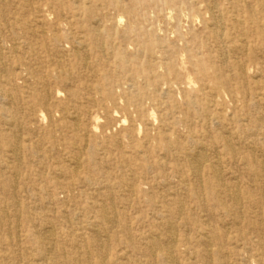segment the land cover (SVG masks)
Masks as SVG:
<instances>
[{
	"label": "rangeland",
	"instance_id": "obj_1",
	"mask_svg": "<svg viewBox=\"0 0 264 264\" xmlns=\"http://www.w3.org/2000/svg\"><path fill=\"white\" fill-rule=\"evenodd\" d=\"M32 1L47 14H44L46 20L41 24L45 34L29 36V48L21 47L19 52L23 53L25 62L34 69L42 68L36 66L44 62L42 70L48 96L42 102L36 101L38 87L42 85L28 70L22 79L17 80L18 85L26 80L25 85L20 87V97L11 103L0 98L2 120H11L21 126L19 136L23 141V148L20 151V167L17 169L20 180L15 199L22 209L30 211V214L21 212L16 215L12 212L13 207L8 206L12 223L1 226V260L5 264H25L24 254L33 255L39 251L42 252V257L37 255L36 258L40 257V260L36 262L33 259L31 262L51 264L52 253L48 249L39 250L37 243L41 235V219H48L45 230H52L53 225L55 229L73 230L77 239H81L80 235H88L93 229L92 225H98L97 229L107 230L99 240L108 246L111 256H129L142 262L147 261V255L140 250L144 243L138 235L151 229H161L162 217L158 215L159 212L164 217H171L166 203L158 197L159 193H164L163 188L167 182L171 191L180 196L185 204L184 217L187 221L183 223L178 217L175 218L182 232L192 227L194 229L199 222L210 223L221 231L224 246L229 253V264H260L258 259H264V205H253L243 219L235 220L217 199L205 195L201 198L196 196L191 192L190 182L181 181L188 175L187 166L178 155L175 158L168 156L164 149L165 143L158 136L157 127L161 114L171 111V103L174 102L176 108L171 113L179 120L178 134L185 144L183 131L188 128L180 119L186 113L192 117L195 113V108L189 107L187 98H197L204 87L214 86L211 61L220 65L224 59L223 52L217 49L218 44L209 38L205 26L209 15L200 8V5L205 4L203 0ZM218 1L220 5L223 4L222 0ZM62 5H66V8L60 9ZM224 5L229 7L228 2ZM29 12L26 7L22 17H32ZM92 21L103 32L110 54L107 58L102 57L101 62L96 60L98 53L95 51L90 58L93 66L85 67L81 61L71 57V43L65 36L69 33L84 35ZM242 27L246 29L247 25ZM258 32L264 33L261 30ZM252 44H262L261 38L253 37ZM54 45L60 54L51 50ZM33 51L35 55H31ZM120 55L124 56V61L116 62L113 57ZM258 57L259 63H254L252 69H248L246 79L249 82L258 81L257 86L252 84L249 91L254 89L259 93L262 92L260 87L264 81V55L259 53ZM248 62L250 61L247 60L246 63ZM199 63L206 65L203 72L199 71ZM103 65L114 73L109 95L92 87L97 84ZM61 67L68 70L67 76L60 72ZM148 71L160 81L150 84L146 78ZM236 74L234 68L223 67V76L227 82L222 86L218 104L211 108L217 120L193 117L190 128L201 132L199 137L203 133L202 140L208 147L210 156L214 154L212 150H217L223 160L226 181L251 190L247 194L249 200L257 192L258 182L249 176L242 163V153L247 149L240 147L239 155L233 158L217 139L219 134L223 136L232 132L235 143L239 146L237 143L243 137V131L252 126V114L264 109L262 104L253 102L246 96ZM90 84L92 88L89 89ZM69 89L77 93L79 105L76 109L80 113L83 127H95L92 134L83 135L84 131L62 126L51 129L52 118L61 117V112L52 104L66 101ZM144 90H156L159 93L157 100L148 96L138 97ZM128 94L136 97L130 100ZM89 95L95 102L87 101ZM148 111L153 112L155 123L154 128L146 130L142 118ZM35 113L43 115L41 120H36ZM96 115L97 121H93L91 117ZM117 119L126 124L117 122ZM259 123L255 122L257 125ZM133 128L134 137L128 133L123 135L126 129ZM50 130L51 138L48 133ZM259 131L257 128L249 140L257 139ZM146 134L149 137L148 146L141 148L138 153L134 145H142ZM117 137L121 138L120 146L111 143ZM76 138L82 147L94 146L96 151L89 160L87 170L81 169L79 176H66L63 161L65 156L70 155L69 145ZM262 153L264 149L256 150L258 157ZM9 155L0 140V157L7 159ZM1 167L0 165V186L10 176L9 169ZM84 175H89L91 182L84 181ZM127 182L133 183V187L128 186ZM108 190L114 197L116 212L122 214L125 227L115 224L105 228L102 225L99 209L104 202L109 204L106 197ZM3 193L0 190V205L13 202V199ZM153 196L154 202L151 200ZM227 205L231 206L230 203ZM258 224L259 228L253 229ZM76 229L81 232L80 235ZM122 229H130L133 236H136L135 245L126 241ZM6 234L12 240L15 239L14 244L5 240ZM198 243H188V251L185 255L181 253V256L189 257L194 264H202L195 254ZM88 246L93 247L89 243ZM89 249L92 252L89 264H99L96 250ZM150 264L161 263L151 261Z\"/></svg>",
	"mask_w": 264,
	"mask_h": 264
},
{
	"label": "bare ground",
	"instance_id": "obj_2",
	"mask_svg": "<svg viewBox=\"0 0 264 264\" xmlns=\"http://www.w3.org/2000/svg\"><path fill=\"white\" fill-rule=\"evenodd\" d=\"M203 2L205 4L204 6L203 4L200 5V8L204 13H208L209 15L208 19L206 21L204 20L209 38L218 44L217 49L223 52L224 59H222L220 65L211 61V65L214 68V86L204 87L197 98H187L189 107L195 108L193 117L209 121L217 120L211 108L218 104V97L221 95L222 86L227 82L223 76V67L234 68L237 73L236 77L241 80V87L246 96L251 99V101L260 103L264 106V81L262 87H260L262 92L258 93L254 89L249 91L252 84L254 87L257 86L258 81L253 80L249 82L246 79L248 69L251 70V66H253L254 63H259V53L264 55V33L258 32V30L264 32V0H222V5H220V1L218 0H203ZM225 2H228L229 7H225ZM26 7L29 9V13L33 15L32 17H22ZM65 8L66 5L60 7V9ZM44 14H46L44 9L36 5L32 0H0V98H4L8 103L20 97V87L25 85L26 80H24L21 85H18L17 80L22 79V76L28 70L32 72L38 83L42 85L38 87L39 90L36 101L42 102L48 96V89L45 86V74H43L44 71L42 70L45 65L44 62L38 63L39 65L36 66L42 68L34 69L33 66L25 62L22 56L23 53L19 52L21 47L24 49L29 48L30 44L29 41H27L29 36H44L45 32L41 29L42 22L46 20ZM93 21L89 27L86 28L84 35L69 33L65 36L71 43V57L79 62L81 61V64L85 67L93 66L94 63L90 61V58L92 54H95V51L98 53L95 57L96 60L101 62L103 59L102 57L105 56V58H107L108 54H110V49L107 50L106 40L103 39V32L94 25ZM244 24L247 25L246 29L242 27ZM58 26H61V24ZM253 37L261 38L262 44H252ZM51 50L60 54L55 45L51 47ZM31 55H35L34 51ZM113 58L116 62L124 61V56L122 55L114 56ZM247 60L250 62L246 63ZM199 67V71L203 72L206 65L204 63H199ZM101 68L102 71L98 82L92 87L109 95L112 89L110 83L114 73L108 71L104 65L101 66ZM61 69L60 72L65 76L69 74L66 67H61ZM146 78L150 84L160 81L158 77H153L150 71L147 72ZM88 86L89 89L92 88L91 84ZM143 96H148L152 100H157L159 93L156 90H144L138 97L142 98ZM134 97H136V95L128 94V99L132 100ZM76 99L77 93L69 89L66 101H58L52 104L61 112V117L60 119L52 118L51 129H59L62 126L75 131H84L83 135L92 134L96 130L94 126L87 129L83 127L80 113L76 109V106L79 105ZM87 101L95 102V99L89 95ZM171 104L172 111L176 108V104L174 102ZM171 111L162 112L157 131L159 138L165 143L164 149L168 156L175 158V156L178 155L181 157L183 164L188 168V175L186 179H181L182 183L190 182L191 192L200 198L205 195L209 198L217 199L223 209L229 212V214H232L235 220L243 219L253 205H264V153L261 154V157H258L256 154V150L263 151L264 149V109L263 111L252 114L251 118L253 120L251 122L252 126L250 127L253 129L250 127L245 130L242 129L244 130V134L243 137L239 139V143H237L239 146L236 145L232 132H228L223 136L220 134L217 135V139L233 158L239 155L238 151L240 147H245L247 149L242 153L244 154L242 163L246 166V171L249 176L258 182L257 192H254L249 200L247 199V194L248 192L250 193L251 190L240 184L226 181L223 174V160L219 156L217 150H212L214 154L210 156L207 152L208 147L204 145L205 142L202 140L203 133L200 134L199 137L198 134L201 132H195L190 128L193 122L191 114L186 113L185 116L180 119L188 128L187 131H183L185 132L184 144L182 138L178 134L179 130L177 124L179 120L172 116ZM42 116L43 115L39 113H35L34 115L36 120H41ZM2 117L3 113L0 112V140L3 148H5L10 155L7 159H3L1 156L0 165L7 170L9 169L10 176L1 182L0 190L4 191L9 198L13 199V202H10L8 205H0V239L3 238L1 226L3 224L9 226L12 223L8 206L13 207L14 210L12 212L16 215L21 212L30 214V211L22 209L19 202L15 199L17 196L18 181L20 180V174L17 172V169L20 167V151L23 148V141L19 136L21 126L19 123L12 122L11 120L4 121ZM91 118L93 121H97L98 116L96 115ZM154 118L155 116L151 111L144 114L142 123L146 130L154 128ZM121 121V119H117V122ZM255 122L257 124L260 123L257 125ZM123 123L126 124L125 122ZM93 124L94 122L92 125ZM257 128L260 130L257 134V139L249 140V137L254 136L253 134ZM105 131L106 130H104V132ZM48 133L51 138L52 130ZM123 133V135L129 134L134 137L135 129H126ZM78 140V138L74 139L69 145L71 153L65 156L63 161L65 168L64 174L66 176H71L72 174L79 176L81 169L85 168L87 170L89 160H91L93 154H95L96 149L94 146L90 148L89 146L86 148L82 147L81 144H78ZM148 140L149 137L146 134L142 145L137 143L134 145V149L138 153L141 152V148L148 146ZM111 143L120 146L121 138H114L111 140ZM83 180L91 182V177L89 175H84ZM127 184L131 188L133 187V183L127 182ZM163 189L164 193H159L158 197L166 203V209L171 213V217H164L162 213L159 212L158 215L162 217L161 229H151L138 235V238L144 243V246H140V250L147 255L149 259L147 260L148 263L147 261L142 262L137 258L133 259L129 256H111L108 253V246L99 240L100 236L105 234L107 230L97 229L98 225H92V231L86 236L80 235L81 232H78L79 230L76 229V232H78L81 238L77 239V236H75L76 233L73 232V230L55 229L53 224V228L51 227L52 230H45V226H47L46 223L49 221L48 219H41V235L37 240L39 250L48 249V251L52 253L51 264H89L92 255L89 248L96 250L97 257L100 259L99 264H150L151 261L161 264H194L189 257L186 258L181 256V253L184 254L188 251V243L197 241L199 242V246L196 248L195 254L201 259L202 264H212L215 262L229 264V253L224 246L221 231L210 223L205 224L199 222V224L194 226V229L192 227L193 233L192 229L182 232L175 218L178 217L183 223L187 221L184 217L185 204L183 199L180 196H176V194L171 191L169 183L166 182ZM106 197L108 198L109 204L104 202L99 209L102 225H104L105 228L108 226L112 227L115 224H120L125 227L126 225L121 217L122 214H119V212L115 210L114 197L110 190L106 191ZM154 199L153 196L151 200L154 202ZM227 203H230L231 206L228 207ZM195 222L198 223V220H195ZM255 226L252 228H259V224ZM122 230L126 236V241L135 245L134 239H136V236H133L130 229ZM7 234L5 240L14 244L15 239L12 240L9 238L10 235ZM88 243L93 247L88 246ZM181 246L184 248L181 249ZM41 254L42 252L39 251L33 255L24 254L23 259L25 264H37L36 262L42 257L40 256ZM37 255L40 257L36 258ZM33 259L36 262H31ZM258 261L260 264H264V259L259 258ZM0 264H5V262L1 260V255Z\"/></svg>",
	"mask_w": 264,
	"mask_h": 264
}]
</instances>
